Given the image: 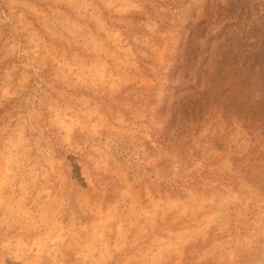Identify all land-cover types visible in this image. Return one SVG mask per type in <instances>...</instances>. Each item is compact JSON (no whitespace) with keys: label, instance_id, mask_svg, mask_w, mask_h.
<instances>
[{"label":"rangeland","instance_id":"1","mask_svg":"<svg viewBox=\"0 0 264 264\" xmlns=\"http://www.w3.org/2000/svg\"><path fill=\"white\" fill-rule=\"evenodd\" d=\"M0 264H264V0H0Z\"/></svg>","mask_w":264,"mask_h":264}]
</instances>
